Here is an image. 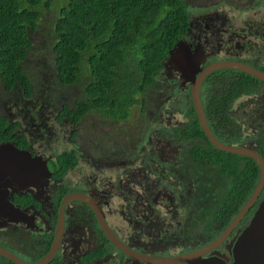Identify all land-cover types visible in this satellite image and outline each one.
<instances>
[{
    "label": "flooded vegetation",
    "instance_id": "obj_1",
    "mask_svg": "<svg viewBox=\"0 0 264 264\" xmlns=\"http://www.w3.org/2000/svg\"><path fill=\"white\" fill-rule=\"evenodd\" d=\"M218 18L220 15L212 14V23ZM258 27H264V23L258 24ZM212 28L219 30V26L209 24L204 16L194 19L189 16L186 33L179 40L190 56L194 52L198 54L201 70L216 61L231 60L264 71V63H259L264 58V50L259 44L245 42L238 37L233 41L231 37L222 38L223 32L218 37ZM238 29L245 33L250 31ZM255 34H258V29ZM213 41L217 51L209 47ZM245 50L247 53L242 56ZM213 71L202 79L199 88L202 110L211 132L225 144L251 143L263 158L259 139L264 133V81L258 79L256 92L233 97L226 85L207 84V77ZM161 72L167 80V76H171V81L176 79L173 89L176 94L173 97L162 96V83H159L162 76L155 92L151 90L152 94H145L143 105L135 102L130 106L127 123L93 110L86 112L79 121L67 115L57 118L58 109L62 105L73 106L74 98L69 103L55 101L57 123L72 125L65 136L71 146L63 149L55 147L59 150L57 154L47 151L55 145L52 138L47 137L51 135L50 127L44 126L48 116H40L41 111L33 107H28L23 116L11 112L5 115L10 124L19 121L15 130L19 137L18 142L12 140L3 144L28 151L30 157H39L42 164H34L37 172L31 182L0 174V178L4 177L0 179V264H196L208 258L233 263L234 242L264 196V188L251 206L252 211L248 209L244 213L219 245L199 254L200 257L195 260H177L213 242L237 213L226 225L220 220L206 223L207 211L203 213L200 196L208 187L209 179L203 172L207 167L201 168V160L192 157L190 150L194 140L181 137L192 116L190 104L196 115L191 99V83L180 76L179 67L170 56L164 61ZM238 74L230 71L227 78ZM206 88L213 91L212 96L206 94ZM260 95L263 96L261 106L250 110L244 108V97L251 96L253 100ZM170 98L177 100L172 104L180 110L167 115L180 121L161 123L167 135L157 138L155 143L150 140L153 162L140 157L148 155L143 149L137 156L127 154L124 144L105 143L108 135L105 127L122 123L127 132L135 131L140 123L145 124L159 116L163 102ZM239 107L243 110L239 111ZM92 114L100 117L94 126L99 130L97 137L105 143L98 146L96 156L86 138L88 128L79 126L83 118ZM66 119H70L69 122L66 123ZM105 122L111 125L106 126ZM127 134L115 127L112 136L117 140ZM138 138L135 141H139ZM197 141L200 142V139ZM5 154L8 158L15 151H5ZM65 155L72 160L59 158ZM44 163L48 174L41 168ZM41 173L44 174L42 178ZM215 183L217 186L220 184L219 181ZM103 226L124 244L128 252L109 239ZM226 239L228 241L224 244ZM163 259L167 263L157 261Z\"/></svg>",
    "mask_w": 264,
    "mask_h": 264
},
{
    "label": "trees",
    "instance_id": "obj_2",
    "mask_svg": "<svg viewBox=\"0 0 264 264\" xmlns=\"http://www.w3.org/2000/svg\"><path fill=\"white\" fill-rule=\"evenodd\" d=\"M188 19L185 0H0L1 85L7 92L18 89L25 99L33 97L34 81L25 62L34 42L41 40L39 34L47 43L55 80L80 89L73 106L62 105L57 118L67 115L79 121L93 110L127 123L130 106L143 105L145 94L155 92L163 63L185 35ZM230 71L239 74L227 78ZM259 81L234 68H220L207 77L208 85H226L233 97L256 92ZM190 107L192 116L181 137L194 140L192 157L207 167L202 210L207 211L206 223L220 220L226 225L253 192L259 166L250 156L216 148ZM17 125L19 121L10 124L0 114V144L18 142ZM259 142L264 158V133Z\"/></svg>",
    "mask_w": 264,
    "mask_h": 264
},
{
    "label": "rangeland",
    "instance_id": "obj_3",
    "mask_svg": "<svg viewBox=\"0 0 264 264\" xmlns=\"http://www.w3.org/2000/svg\"><path fill=\"white\" fill-rule=\"evenodd\" d=\"M187 3V12L190 16V19H194L198 16H204L207 19L209 24H214L215 26H219V30L212 28L215 31L218 37L221 35V32L224 34L222 38L231 37L232 41L238 37L242 41L249 43H257L264 50V34L262 33V29L264 31V27H258V24L264 23V0H185ZM217 13L220 15V18L215 23L211 21V15ZM245 28L250 29L247 33L240 32L238 29ZM256 29H258V34H255ZM233 30V31H232ZM204 33V31H203ZM41 40H36L34 42V48L31 50L29 54V58L25 62L26 72L30 76V78L34 81V95L32 98L25 99L21 92L17 90L6 91L3 89L0 81V114L8 115L11 113H16L21 116L28 111V107L34 108L37 111L40 110V116L44 115L46 117L44 121V126L50 127L51 135H47V137L52 138L55 142V145L50 146L48 148V153H59L55 147L62 148L70 147V143L65 138L66 134L71 130L72 125H63L57 123L55 120V114L57 112V104H55L57 100L66 101L69 103L73 98L76 97L78 93L79 86H61L55 80V72L53 71V65L51 62L50 54L47 50L46 41L42 40L41 35H37ZM210 48L217 51V47L214 44V41L210 43ZM247 53V50L241 53L244 56ZM264 54V53H263ZM218 57V56H216ZM168 62H166L165 66H167ZM259 63H264V58L259 60ZM264 65V64H263ZM162 77V76H161ZM168 80L165 78V75L159 83L161 84V93L162 96L169 95L173 97V94H176L175 85L177 83L176 79L171 81V76H167ZM158 84V81L156 82ZM80 90V89H79ZM178 97L176 96V99ZM263 96L260 95L257 98L251 100V96L244 97V108L246 110L253 109L254 107L261 106L263 104L262 100ZM167 100L164 101L163 106L160 109V115L152 118L151 121H147L144 123H138L139 127H136L135 131L132 130L126 131L124 128V124L115 123L114 126L105 127L107 130V140L105 143H110V145L114 143H121L125 145V149L127 154L139 155V151L143 149V152L148 153V155L140 156L141 158L149 159L150 162H153L151 157V148H150V140L152 139L154 143L156 139L164 138L167 133L162 128L161 123L169 120V121H180V119H171L167 113L176 114L179 112L180 108L176 105H173L172 102L177 100ZM55 102V103H54ZM239 111H242L243 108L239 107ZM43 113V114H42ZM49 113V114H48ZM99 116L96 114H92L90 116H86L83 118L82 122L80 121V127L88 128V135L86 138L91 145V149L94 150L92 152L94 156L98 154L96 151L98 146L102 144V140L97 137L98 127L94 126L99 120ZM70 119H66L65 122H69ZM106 126H110L111 123H104ZM24 125V122L21 126ZM43 125V124H42ZM115 127L121 128L124 132L128 133L125 137L121 135L119 139H115L112 136ZM112 137V138H111ZM139 141H135L136 138ZM79 141V140H78ZM81 142V141H80ZM103 142V144H105ZM126 144H129L126 145ZM132 145V146H130ZM235 145V144H230ZM239 145H247L252 147V144L241 143ZM139 162V161H137ZM91 166V164H89ZM100 172V171H99ZM103 172H106L104 170ZM228 241L225 240L224 244Z\"/></svg>",
    "mask_w": 264,
    "mask_h": 264
},
{
    "label": "water",
    "instance_id": "obj_4",
    "mask_svg": "<svg viewBox=\"0 0 264 264\" xmlns=\"http://www.w3.org/2000/svg\"><path fill=\"white\" fill-rule=\"evenodd\" d=\"M181 41H177L174 47L170 50L169 56L172 61L178 65L180 70V76L186 81L191 83V99L198 117L199 125L204 132L208 140L219 150H223L231 153H238L252 157L259 166V179L258 182L248 197L243 206L239 209L237 214L227 225L224 231L209 245L203 247L200 251L195 253L179 257L178 261L189 262L195 260V258L200 257L199 254L204 253L205 251L217 246L220 244L221 240L224 239L231 230L236 226V224L241 220L244 213L251 208V206L256 202L259 195L264 188V159L250 146L247 145H229L219 141L214 134L211 132L204 112L202 110V105L200 102L199 88L202 79L213 70L220 68H234L241 71H244L256 79L264 81V71H261L255 67H252L248 64L239 62V61H216L206 66L204 69L199 67L198 54L194 52L191 56L188 52L185 51V47L181 44ZM198 73V74H197ZM197 74V75H196ZM14 150L15 154L9 155L6 158L5 151ZM41 163L39 157H30L28 151H20L16 148H13L10 144H0V174L2 176L11 175L18 181L31 182V179H34L35 170L34 164ZM33 165V166H32ZM31 166V167H30ZM35 171H33V169ZM44 172H47L48 169L46 164L42 166ZM44 176L41 173V178ZM4 178V177H2ZM0 178V179H2ZM105 225V224H103ZM104 227V226H103ZM105 229V232L110 240H112L119 248L124 252H128L124 244L118 240L115 235L108 229ZM233 263L232 264H264V196L259 201L258 206L253 213L251 219L249 220L246 227L238 235L236 241L233 245ZM159 262H166L163 260H157ZM196 264H228L218 258H208L203 259Z\"/></svg>",
    "mask_w": 264,
    "mask_h": 264
}]
</instances>
